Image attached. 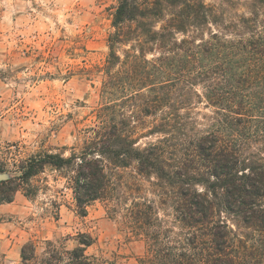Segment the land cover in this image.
<instances>
[{"label":"trees","instance_id":"trees-1","mask_svg":"<svg viewBox=\"0 0 264 264\" xmlns=\"http://www.w3.org/2000/svg\"><path fill=\"white\" fill-rule=\"evenodd\" d=\"M96 124L0 172V204L65 180L146 243L140 264H264V0H117ZM207 110V111H204ZM29 240L20 264H97Z\"/></svg>","mask_w":264,"mask_h":264},{"label":"rangeland","instance_id":"rangeland-1","mask_svg":"<svg viewBox=\"0 0 264 264\" xmlns=\"http://www.w3.org/2000/svg\"><path fill=\"white\" fill-rule=\"evenodd\" d=\"M117 3L0 0V162L8 168L36 151L81 143L96 124ZM55 175L42 176L50 188L36 197L18 192L0 204V264H20L29 240L40 251L47 239L72 248L80 232L94 236L87 253L97 264H140L143 237L101 201L82 215L65 180Z\"/></svg>","mask_w":264,"mask_h":264},{"label":"water","instance_id":"water-1","mask_svg":"<svg viewBox=\"0 0 264 264\" xmlns=\"http://www.w3.org/2000/svg\"><path fill=\"white\" fill-rule=\"evenodd\" d=\"M10 176L7 172H0V182L7 179Z\"/></svg>","mask_w":264,"mask_h":264}]
</instances>
